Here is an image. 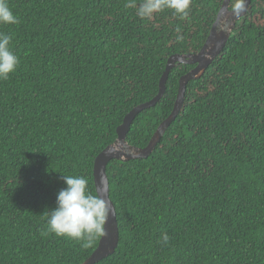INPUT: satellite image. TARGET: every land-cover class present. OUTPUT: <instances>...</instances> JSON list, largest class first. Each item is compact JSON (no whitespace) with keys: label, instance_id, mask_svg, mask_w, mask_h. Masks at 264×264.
I'll return each instance as SVG.
<instances>
[{"label":"trees","instance_id":"1","mask_svg":"<svg viewBox=\"0 0 264 264\" xmlns=\"http://www.w3.org/2000/svg\"><path fill=\"white\" fill-rule=\"evenodd\" d=\"M223 2L193 0L182 21L167 9L141 20L126 0H8L18 23L0 33L19 65L0 81V264L92 256L101 238L84 249L42 235L63 175L96 191L97 157L157 97L168 60L202 50ZM193 69L171 72L163 99L131 126L130 146L149 145ZM107 176L120 241L98 264H264V0H252L222 54L188 84L154 152L112 161Z\"/></svg>","mask_w":264,"mask_h":264},{"label":"clouds","instance_id":"2","mask_svg":"<svg viewBox=\"0 0 264 264\" xmlns=\"http://www.w3.org/2000/svg\"><path fill=\"white\" fill-rule=\"evenodd\" d=\"M230 12L240 17L246 11V0H227ZM193 0H126L125 7L135 9V14L141 19L151 20L157 13L172 10L180 20H189ZM18 23L17 16L10 8L8 0H0V25ZM177 42H182L184 36L180 29L176 30ZM19 65V58L11 50V37L0 33V81L8 80ZM67 187L60 190L57 195V206L48 216L46 232L55 234L81 243L88 249L94 243L106 236V225L112 209L109 202L102 198L99 191H93L89 181L83 175H63ZM170 237L167 233L162 235L161 242L168 245Z\"/></svg>","mask_w":264,"mask_h":264},{"label":"water","instance_id":"3","mask_svg":"<svg viewBox=\"0 0 264 264\" xmlns=\"http://www.w3.org/2000/svg\"><path fill=\"white\" fill-rule=\"evenodd\" d=\"M251 4L252 0H246V11L241 13L240 17L237 18L231 14L229 9L230 5L227 0H224L202 50L198 54L175 55L168 60L166 71L159 84V93L157 97L132 110L125 117L123 124L117 129V141L97 157L94 165L95 188L96 191H99L102 198L109 202L112 212L106 225L108 234L100 239L98 248L84 264H98L104 259L114 255L119 246L120 233L116 208L110 199V184L107 176L108 165L114 160L123 163H128L133 160H144L154 152L170 125L177 119L181 112L184 106L188 84L191 81L202 78L209 66L222 54L237 23L247 15ZM180 65L192 66L194 69L180 79L178 96L171 115L159 126L145 149L130 146L127 143V136L135 119L143 111L156 107L163 99L166 94V85L169 76L171 72Z\"/></svg>","mask_w":264,"mask_h":264}]
</instances>
